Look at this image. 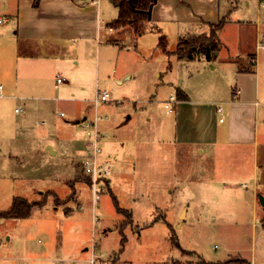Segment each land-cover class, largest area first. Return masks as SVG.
Segmentation results:
<instances>
[{
    "label": "rangeland",
    "instance_id": "obj_1",
    "mask_svg": "<svg viewBox=\"0 0 264 264\" xmlns=\"http://www.w3.org/2000/svg\"><path fill=\"white\" fill-rule=\"evenodd\" d=\"M222 2V10L234 9L236 4L238 9L210 58L199 54L177 61L178 56L159 46L162 35L145 27L117 41L116 49L107 51L104 40L98 45L100 51L96 44L89 48L88 57L93 63L98 57L100 64H88L91 75L84 77L88 86L74 74L73 64L43 66L39 74L47 84L48 98L28 101L29 134L37 141L42 134L60 133L67 138L66 147L55 157L26 147L20 161L14 159L21 169L14 170L4 165L6 133L0 129V212L11 206L14 197L43 203L27 219L0 220V264H200L234 257L264 264V207L260 200L261 206H254L252 192L242 187L243 181L229 182L221 173H210L213 160L222 163V156L216 158L212 151L201 148L173 147L174 113L165 107L178 78L186 85H196L203 76H211L208 61L213 57L217 64L228 57L239 64L245 45L257 47L253 44L256 26L264 34V0ZM100 8L101 18L109 24L119 16L111 0H100ZM9 9L10 15L15 13L16 0H0V17ZM15 23L11 17L7 28ZM6 25H0V30ZM177 43L175 37H168L167 51ZM258 58L264 64V47L259 48ZM125 73L132 74V79L118 85L115 78ZM58 76L67 82L58 85ZM97 87L110 92L114 101L125 102L113 107L115 121L128 112L132 115L134 99L147 102L136 110L129 127L114 133L115 143L107 148V155L118 160L120 156L121 175L114 185L100 187L95 197L75 156L83 134L63 122L82 112L83 100H92ZM45 104V113L35 109ZM16 105L15 100L0 99V126L22 119L14 112ZM149 110L154 113L152 122L147 120ZM61 112L66 117H60ZM100 113L108 112L100 109ZM42 121L46 125L38 126ZM50 139L59 148L57 140ZM260 192L264 197V191ZM134 208L142 217L135 215ZM207 215L212 219L200 218Z\"/></svg>",
    "mask_w": 264,
    "mask_h": 264
},
{
    "label": "crops",
    "instance_id": "obj_2",
    "mask_svg": "<svg viewBox=\"0 0 264 264\" xmlns=\"http://www.w3.org/2000/svg\"><path fill=\"white\" fill-rule=\"evenodd\" d=\"M222 4V0H156L151 20L145 21L141 28L150 27V32H155L157 36L161 34V37H166L167 42L168 37H175L178 43L175 49L168 50L171 54L176 50L180 40L189 35L209 36L211 25L225 18V25L218 32V38L221 37V32L238 9L236 4L234 9L230 7L222 10ZM11 11L12 9H9L4 17H0L2 20L0 25L7 23L6 28L0 30V99L15 100L17 105L14 112L22 119L14 120L12 123L9 120L7 122L9 125H1L0 129L6 133L7 149L3 156L4 165L7 168L13 166V169L17 170V168L21 169L18 162L23 157L26 147L35 149L40 155L51 157L57 156L60 149L66 147L67 138L60 133H51L50 137L42 134L43 137L37 136V141L32 140L29 134L30 117L28 112L25 114L26 108L28 110V101L48 98L47 84L39 74L43 66L51 62L62 64L63 67L73 64L74 74L81 78V84L88 86L84 78L91 75L88 64H100L98 57L96 63L88 57L89 48L93 49L96 44L99 50L98 45L104 40L107 51L116 49L118 45L110 43L113 40L121 41L128 34L133 35L134 30L130 26L110 30L108 23L110 21L101 18L100 0H16V11L10 15ZM11 17L16 23L8 29ZM254 36L253 44L257 47L250 49L245 45L242 61L239 64L231 59L233 57L224 58L221 64H217V57L215 59L213 57V60L208 61L209 71L212 73L210 77L203 76L201 82L196 85H186L184 81H180V78L176 80V87L171 94L181 90L188 99L178 101L172 111L174 113L172 146L201 148L212 151L216 158L222 156L224 159L222 163L220 160H213L214 167L210 173L212 175L221 173L227 176L225 178L229 182L243 181L242 187L252 192L249 196L253 198L254 206L259 207L261 206L258 202L259 196L260 194L263 196L260 190L264 191V64H259L258 56L259 48L264 47L260 45L264 42L262 40L264 34L257 26ZM220 55L219 52L217 56ZM185 60V57L177 58V61ZM204 73L207 75L206 71ZM198 75L201 76V73ZM131 79L132 74L125 73L122 77L115 78V82L123 85ZM98 90H100L98 87L95 92L92 90L93 94ZM93 100L94 98L83 100L82 112L72 114L69 121L63 123L75 127L76 132L81 135L83 132L80 123L85 119L94 120L99 117L100 129L108 133L107 138L102 142L103 159L110 160L114 164L111 176V185H114V181L120 178L118 175L121 161H119L120 156L118 160L107 155V148L115 143L114 133L121 128L129 127L137 114L136 110L140 105H146L147 100L131 101L134 106L131 110L132 115L135 114L132 116L128 112L129 115H120L116 121L111 114L112 109L115 105L123 106L125 103L123 100L97 107L93 104ZM19 107L23 108V112H16ZM38 107L35 109L45 113L48 106L45 104ZM100 109L108 113L102 115ZM147 113L148 122H152L151 115L154 113L152 114V110ZM45 125L46 122L38 126ZM57 130L59 131L60 127ZM50 138L57 140L59 148ZM25 142L28 144L25 145ZM83 144L75 155L79 163ZM121 147L124 149L123 146ZM119 152L118 150L117 155L120 154ZM245 181L252 186L249 187ZM234 185L231 187H235ZM134 212L136 216L140 215L136 208ZM200 218L205 221L212 219L208 215ZM136 221L139 220H134Z\"/></svg>",
    "mask_w": 264,
    "mask_h": 264
},
{
    "label": "trees",
    "instance_id": "obj_3",
    "mask_svg": "<svg viewBox=\"0 0 264 264\" xmlns=\"http://www.w3.org/2000/svg\"><path fill=\"white\" fill-rule=\"evenodd\" d=\"M113 3L119 9L118 18L109 24L110 28H123L130 26L135 32H139L142 24L149 20L148 10L151 4H155V0H112ZM226 19L223 18L217 24L211 25L214 27L209 36L200 35L198 37H192L188 40H182L179 42L176 50L171 54L178 56V58H190L193 59L196 55L204 54L208 58L212 57V54L218 51V32L224 27ZM117 41L113 40L115 44ZM159 46L166 53L167 51V39L161 37ZM178 101L187 100V96L181 91H176ZM49 195V193H47ZM44 195V194H43ZM116 202V201H115ZM41 202H30L22 197H14L11 206L2 212H0V220L2 219H27L31 215V211L35 206H42ZM178 245V244H177ZM200 264H250L248 261L239 257L229 258L225 261L208 262L202 260Z\"/></svg>",
    "mask_w": 264,
    "mask_h": 264
},
{
    "label": "built area",
    "instance_id": "obj_4",
    "mask_svg": "<svg viewBox=\"0 0 264 264\" xmlns=\"http://www.w3.org/2000/svg\"><path fill=\"white\" fill-rule=\"evenodd\" d=\"M2 20H0L1 22ZM112 30V28H110ZM65 82L62 77L57 78V83L60 85ZM114 100L107 90H98L95 94L93 104L97 107L101 104L112 103ZM178 102L176 94H171L169 102L165 105L169 112L174 111ZM221 111V109L219 110ZM17 113L23 112V108H17ZM61 117L65 114L61 113ZM99 117L94 120L85 119L80 123L81 130L84 134L83 149L80 152V167L83 171V176L91 181L93 194L96 197L99 193V188H107L111 185V176L114 170V164L110 160L103 159L102 142L107 138L108 133L104 132L99 127ZM45 122H41L44 125ZM95 261V260H94Z\"/></svg>",
    "mask_w": 264,
    "mask_h": 264
},
{
    "label": "water",
    "instance_id": "obj_5",
    "mask_svg": "<svg viewBox=\"0 0 264 264\" xmlns=\"http://www.w3.org/2000/svg\"><path fill=\"white\" fill-rule=\"evenodd\" d=\"M154 5L155 4H151L150 9L147 12L148 16H149V20H151V18H152V9H153ZM259 200H260L261 205L264 207V197L262 195L259 196Z\"/></svg>",
    "mask_w": 264,
    "mask_h": 264
}]
</instances>
